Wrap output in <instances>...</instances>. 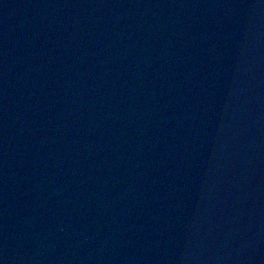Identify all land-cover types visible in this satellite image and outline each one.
<instances>
[{"label": "water", "instance_id": "obj_1", "mask_svg": "<svg viewBox=\"0 0 264 264\" xmlns=\"http://www.w3.org/2000/svg\"><path fill=\"white\" fill-rule=\"evenodd\" d=\"M0 264H264V0H0Z\"/></svg>", "mask_w": 264, "mask_h": 264}]
</instances>
